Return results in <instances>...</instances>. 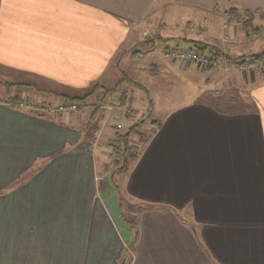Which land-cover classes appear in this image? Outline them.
<instances>
[{
	"label": "crops",
	"instance_id": "0c3cea01",
	"mask_svg": "<svg viewBox=\"0 0 264 264\" xmlns=\"http://www.w3.org/2000/svg\"><path fill=\"white\" fill-rule=\"evenodd\" d=\"M157 8L174 37L141 50L162 52L160 64L138 51ZM243 13L247 25L235 22ZM183 40L216 48L217 66L168 58ZM262 53L264 0H0V264H120L128 247L126 264H264V69L234 65ZM163 64L198 92L161 106L113 180L109 122L137 119L94 109L120 105L127 86L136 113L138 93L152 105ZM90 91L82 110L42 111Z\"/></svg>",
	"mask_w": 264,
	"mask_h": 264
},
{
	"label": "rangeland",
	"instance_id": "374dc122",
	"mask_svg": "<svg viewBox=\"0 0 264 264\" xmlns=\"http://www.w3.org/2000/svg\"><path fill=\"white\" fill-rule=\"evenodd\" d=\"M165 12L166 13L164 14V12H162V9L157 8V10L155 9V12L153 14H150L146 18L145 27L150 29L151 33L147 34L146 38L144 39V42H141L139 44L140 48H138V51L141 52L142 55L145 57L146 62L151 63V61H152L153 63L160 64V61H161L160 56H164V55L162 52H159V51H158L159 53H157L156 52L157 49L152 51L151 47L150 48L146 47L145 51L141 50V49H143L142 47H144L145 44L147 45V43L149 44V42H152V43H156L157 46L163 48L162 43H165V42H163V40L160 38L159 34L164 39H166L168 37H174V34H171V33L175 32V31H172L170 29V27L167 26V24L165 26V30L164 29L162 30V28H161V25L163 24V22H166L169 19V18H166L167 17L166 14L168 13V10H166ZM177 33H179V32H177ZM189 33L196 34L198 36L200 35L199 32L194 31V30L190 31ZM178 35H180V34H178ZM148 47H149V45H148ZM169 49H174V48H169ZM179 49H181L182 52L184 51V48H179ZM167 51H168V49H166V53H165L166 56L168 58L172 59L167 54ZM175 61H177V60H175ZM114 63H115V61H114ZM216 66H217V64L214 67H216ZM228 66L229 65L224 61V65H223L224 70L227 71ZM162 67L163 68L161 70H159L160 71L159 77L152 79V82H153L152 89L150 86L151 96H152L151 100H153L152 105H151V102H148V100H146V98H145L146 96L143 92L138 93L139 96L141 95L143 98V106H142L143 109L140 110L142 113L137 112L139 114L138 117H137L136 111L133 110V107L126 105L127 101L130 100V98H131V100H132L131 103L133 105H135L136 107H137V105L139 106L138 102L135 103V101L137 100L135 97L136 94L134 95L133 93H131L132 89H130L128 86L126 88H124V93L123 92L121 93L124 101L122 103H120V105L116 104L114 106H107V105L100 103V104H97L96 108L94 109L95 111H101V112H106V113H110L111 110H118V111L123 112L126 116L130 115L131 120L137 119V122H134L133 124L130 123L126 129H122L123 124L120 122H116V121H110L109 122V125L114 127V129L116 128V126L121 127L120 129L116 128L114 131H112L113 132L112 135L115 133V135H118V136H123L124 134H126L128 132V130L133 125L136 126L135 128H133L131 130L130 135H129V139H128V144H127L128 151H130L131 159L132 158H138L141 150L145 147L146 143L148 142V140L152 134V131H153L152 126H154V124L156 123V121H158V119L160 120L166 115L165 111L160 110L161 106H164V109H166L168 107L169 98H174V97L178 98L180 94H183V95L189 94V93L195 94L196 92H198L197 85L195 84V82H197V80H194L192 83L194 85L191 86L189 81H185V80L179 78V76H174V75L172 76L171 74L169 75V72H167V70L165 69L164 64L162 65ZM135 72L136 71L133 70V73H135ZM237 72H240V71H237ZM241 73H243V72H241ZM139 76L142 78L148 77L147 73H146V75L139 73ZM144 82L146 83V81H144ZM5 95H6V85H3V83L0 82V98H4ZM69 95L72 97H77V95H80V94L79 93H69ZM133 95H134V97H133ZM185 98H188V97H185ZM50 106H51L50 108H46V109L47 110L48 109L57 110L59 108V107H56V105H50ZM61 106H68V105L63 104ZM37 111H39V110H37ZM67 113L72 114L73 112H66L64 114H67ZM52 114H61V113H52ZM105 116L104 117L102 116L103 119H105ZM139 116H141V117H139ZM97 129H98L97 131L101 130V128H99V127H97ZM92 131H94V130L92 129ZM107 132H108V129H107ZM116 137H114V138L116 139ZM114 138H113V140H114ZM114 144H115V142H112L111 146H109L107 144V147L108 148L110 147L111 150L110 151H109V149L105 150L104 155H103L104 160H106V168L109 172L108 175L113 180H115V178H116V176H115L116 168H118V166L122 167V165H123L122 159L118 160L117 157H115V155H114V152H113L114 147H115ZM97 145H99V143H97ZM107 153L109 154L108 157H106ZM114 160H118L116 164L115 163L113 164ZM129 164L130 163H128V165ZM117 180H119V183L121 182V178L117 179ZM110 182H112V181H110ZM115 183H116V181L112 182V184H114V185H115ZM120 197H121L122 206H123L124 210H126V205L128 204V201H127V199L123 198L121 195H120ZM126 214H127L129 220L133 219L131 214H129V213H126ZM130 249H131V247H128L125 250V253L122 257V262H120V264H126V261H128V257H130ZM123 258H124V261H123Z\"/></svg>",
	"mask_w": 264,
	"mask_h": 264
},
{
	"label": "trees",
	"instance_id": "16d2710c",
	"mask_svg": "<svg viewBox=\"0 0 264 264\" xmlns=\"http://www.w3.org/2000/svg\"><path fill=\"white\" fill-rule=\"evenodd\" d=\"M240 17H245L247 20L243 23H237V24L247 25L249 22L250 15L247 13H243L242 16H240ZM234 18H235V22H236V19L238 18V16L236 15ZM182 42H186V44H188L187 49L185 48L184 51H194L198 55H207V56L212 57L215 61H217L220 57H222L220 52L212 46H208V45H205L201 42L194 41V40H191V41L183 40ZM174 49L181 51V49H179V47H175ZM261 57H264V53L257 55V56H251L250 58H247V59L257 60ZM247 59H239L234 63V65L237 63L243 62ZM125 81L126 80H121L120 83L122 84ZM126 82H128V81H126ZM133 85H136V84H133ZM114 91H115V89L112 90L111 92H114ZM106 93H109V91ZM93 94H94L93 91H90L89 93H87L86 95H84L81 98L65 99L66 100L65 104L68 106L69 105H75L77 107V111L82 110L86 106L87 101L89 100L90 97H92ZM135 127L136 126L133 125L128 130V132L126 134H124L123 136H117L116 139H114V142H115V144H114L115 147L113 150L114 155H115V157H117L118 160L122 159V163H123L122 167L118 166V168H116V170H115L116 174L118 172H119L118 174L125 173L128 170L129 165L133 164L137 160V158L131 159L130 151H128V148H127L130 132ZM118 160H114L113 164L114 163L116 164ZM128 163H130V164L128 165ZM123 261H124V258H123Z\"/></svg>",
	"mask_w": 264,
	"mask_h": 264
},
{
	"label": "built area",
	"instance_id": "2783aa9c",
	"mask_svg": "<svg viewBox=\"0 0 264 264\" xmlns=\"http://www.w3.org/2000/svg\"><path fill=\"white\" fill-rule=\"evenodd\" d=\"M246 20L247 19L245 17H239L236 19V23H243ZM167 54L173 60L192 63L194 65H197L199 68H204V69L213 68L217 64V61H215L212 57L207 55H198L194 51L182 52L176 49H168ZM235 69L240 72H251L254 70H262L264 69V57H261L257 60L247 59L243 62L237 63L235 64ZM42 111L45 113L75 112L77 111V107L75 105H69V106H61L57 110L45 109ZM116 128L120 129V126H116Z\"/></svg>",
	"mask_w": 264,
	"mask_h": 264
}]
</instances>
